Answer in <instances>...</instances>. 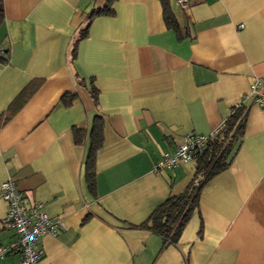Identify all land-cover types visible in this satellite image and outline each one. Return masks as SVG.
<instances>
[{
  "label": "crops",
  "instance_id": "obj_1",
  "mask_svg": "<svg viewBox=\"0 0 264 264\" xmlns=\"http://www.w3.org/2000/svg\"><path fill=\"white\" fill-rule=\"evenodd\" d=\"M188 1L169 0L174 30L159 0H115L113 14L93 16L105 0H3L0 184L11 177L26 206L40 201L64 225L37 240L36 264H264V105L244 96L264 79V0ZM241 99L242 136L178 240L130 226L193 178L192 160L154 163L185 134H208ZM6 209L0 196V264H18Z\"/></svg>",
  "mask_w": 264,
  "mask_h": 264
},
{
  "label": "trees",
  "instance_id": "obj_2",
  "mask_svg": "<svg viewBox=\"0 0 264 264\" xmlns=\"http://www.w3.org/2000/svg\"><path fill=\"white\" fill-rule=\"evenodd\" d=\"M115 0H105L104 5L94 8L90 16L96 14H113L112 3ZM162 7L163 19L167 27L178 29V23L171 10L169 0H159ZM3 0H0V25L3 21ZM86 35V27L79 35ZM76 48L72 49L75 56ZM91 95L96 99L97 89L91 85ZM22 96L17 97L13 103L21 104ZM245 107L238 108L233 105L231 113L224 120V126L216 137L207 141L203 151L198 153L194 161V175L185 190L170 194L139 224L130 226L146 228L159 234L164 243H175L181 230L189 218L191 211L198 204L199 192L203 184L212 176L224 169L229 164L233 143L240 139L245 123ZM79 130L75 134H79ZM79 136V135H78ZM77 136V137H78ZM90 146L86 157L84 178L89 191H94V152L101 143V124L95 122L91 130ZM76 137V139H78Z\"/></svg>",
  "mask_w": 264,
  "mask_h": 264
},
{
  "label": "built area",
  "instance_id": "obj_3",
  "mask_svg": "<svg viewBox=\"0 0 264 264\" xmlns=\"http://www.w3.org/2000/svg\"><path fill=\"white\" fill-rule=\"evenodd\" d=\"M180 8L188 6V0H175ZM240 24L239 27H242ZM9 52L0 47V58L8 59ZM258 105H264V79L256 77L244 95ZM244 106V99L235 104L238 108ZM224 126L221 121L217 127L208 134L187 133L182 141L171 153H166L153 165V170L158 171L162 167L172 168L180 162L190 161L202 152L207 141L216 137ZM0 196L6 202L7 209L3 220L11 226L16 233V240L10 249L20 253L18 264H36L43 255L41 248L36 247L37 240L44 234L56 235L63 223L59 218L48 215L43 209L42 202L33 201L28 206L23 202V195L17 189L16 183L7 176L0 184ZM8 249L0 246V257H3Z\"/></svg>",
  "mask_w": 264,
  "mask_h": 264
}]
</instances>
